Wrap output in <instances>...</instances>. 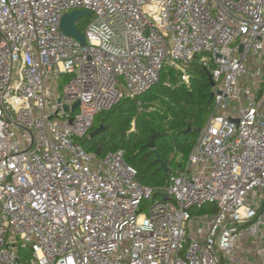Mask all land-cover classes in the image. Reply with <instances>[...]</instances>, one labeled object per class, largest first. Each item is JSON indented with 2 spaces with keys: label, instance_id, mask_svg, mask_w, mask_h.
Here are the masks:
<instances>
[{
  "label": "built area",
  "instance_id": "obj_1",
  "mask_svg": "<svg viewBox=\"0 0 264 264\" xmlns=\"http://www.w3.org/2000/svg\"><path fill=\"white\" fill-rule=\"evenodd\" d=\"M195 61L215 108L154 198L81 139ZM263 202L264 0H0V264H264Z\"/></svg>",
  "mask_w": 264,
  "mask_h": 264
},
{
  "label": "trees",
  "instance_id": "obj_2",
  "mask_svg": "<svg viewBox=\"0 0 264 264\" xmlns=\"http://www.w3.org/2000/svg\"><path fill=\"white\" fill-rule=\"evenodd\" d=\"M193 64L190 87L181 83L176 71L167 65L160 81L146 93L136 99L124 97L108 114L100 112L104 114L101 123L105 124L114 111L123 120L119 131L106 129L94 137L81 139L87 151L96 152L102 146V155L124 150L126 161L137 169L140 180L155 189L154 198H161L159 188L165 185L170 172L186 163L198 136L196 129L203 127L212 108L210 71L200 63L194 69ZM68 79L69 75L62 76L63 83ZM133 120L136 126L130 131ZM95 128L94 125L91 131ZM154 132L160 135L156 148L152 149L146 144ZM156 152L170 167L169 172L161 167ZM209 206V210H216L214 205Z\"/></svg>",
  "mask_w": 264,
  "mask_h": 264
},
{
  "label": "water",
  "instance_id": "obj_3",
  "mask_svg": "<svg viewBox=\"0 0 264 264\" xmlns=\"http://www.w3.org/2000/svg\"><path fill=\"white\" fill-rule=\"evenodd\" d=\"M92 13L90 11L87 10H73L69 13H66L63 15L62 20H61V29L69 35L75 36L78 39H80L82 42H85V36L84 34L81 32V30L78 28V26L76 25V21L79 17L84 16V15H91ZM209 78H210V82L212 87L215 86V81L211 75V73H209ZM214 91L211 92V98H214ZM80 104V102H76L73 105V109L76 108L78 105ZM66 109H68V107H66ZM108 127L105 126L104 124H100L99 127L95 128L93 131H91L90 133V137H94L96 135H98L99 133H101L102 131L106 130ZM191 129V127H189V130ZM201 128H197L196 131L200 132ZM160 134L157 132H154L152 135V138L150 140V142L148 144H146V147L155 149L156 148V138L157 136H159ZM103 150V147L100 146L97 150H96V154L97 155H101ZM157 154V159L158 161L161 163V167L166 171L169 172L170 167L166 164V162L161 158V156L158 154V152H156ZM165 198H168V196H165ZM264 208V202H263V207Z\"/></svg>",
  "mask_w": 264,
  "mask_h": 264
},
{
  "label": "rangeland",
  "instance_id": "obj_4",
  "mask_svg": "<svg viewBox=\"0 0 264 264\" xmlns=\"http://www.w3.org/2000/svg\"><path fill=\"white\" fill-rule=\"evenodd\" d=\"M85 19L89 20L91 18L89 16H85ZM80 29H82L81 26H80ZM198 65H199V63L197 61H195L194 64H193L194 69ZM60 81H61V84H62L63 83L62 78H61ZM214 108H215V100H213L211 111L208 113L205 123L208 121V119H209L211 113L213 112ZM113 112L111 113L112 116L108 117L105 120L106 123L104 125L108 127L107 128L108 130L119 131L121 129V127H122V121L123 120L121 118H119L118 115L114 114ZM103 113L108 114V110H105V112H103ZM103 113H99V114L96 115V119L94 121V125H95L96 128L99 127L100 124H103V123H101V121L103 119V115H104ZM134 123H135V120L132 121V127H131L130 131L132 130V128L134 126ZM205 123H204V125H205ZM135 126H136V123H135ZM209 208H210V206L208 205L204 209H202L201 211L199 209H197V208L193 209L192 211L195 214H201V213L203 214L204 212H207L209 210ZM222 260H223V262L225 264L228 263V261L223 256H222Z\"/></svg>",
  "mask_w": 264,
  "mask_h": 264
}]
</instances>
